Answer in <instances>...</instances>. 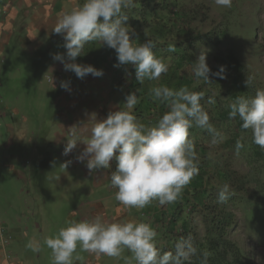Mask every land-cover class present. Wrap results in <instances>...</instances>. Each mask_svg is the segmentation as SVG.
Segmentation results:
<instances>
[{
    "label": "rangeland",
    "instance_id": "374dc122",
    "mask_svg": "<svg viewBox=\"0 0 264 264\" xmlns=\"http://www.w3.org/2000/svg\"><path fill=\"white\" fill-rule=\"evenodd\" d=\"M168 2L173 17L180 19L178 34L186 32L187 48L178 50V68L181 66L184 75L193 80V92L204 93L200 103L209 114L210 123L223 136L220 143L213 144L212 134L194 126L199 172L187 191L182 190L177 207L188 198L203 204L206 191L211 189L227 185L230 190L228 161L231 169L247 181L246 197L240 198L234 209L237 224L230 237L241 250L240 264H264V149L253 143L251 129L241 127L239 116L230 119L228 115L229 105L238 97L252 98L257 91H264V0H232L230 8L216 5L215 0ZM5 4L6 0H0V21ZM200 55L206 56L212 73L223 66L224 78L210 75L209 82L195 78L192 63ZM40 63L43 61L39 52L25 53L15 45L12 36L0 48V224L9 235L13 229L12 255L21 258L22 264H53L52 251L44 241L55 237L69 222H82L75 213L79 211L77 204L103 197L78 193L82 183L74 180L72 184V179L61 178L64 170L54 163L42 179V164L35 156L46 146L44 136L52 125L54 108L46 78L49 70L43 72L45 68ZM249 77L251 84L247 87L245 81ZM237 140L244 145L239 151L235 148ZM14 155L20 160L19 174L10 170ZM105 205L107 217L102 221L122 223L113 217L117 200ZM197 223L204 236L206 227L201 215L197 216ZM37 246L40 251L34 252L32 249ZM73 264H136V261L127 249L116 258L90 254L78 247Z\"/></svg>",
    "mask_w": 264,
    "mask_h": 264
},
{
    "label": "clouds",
    "instance_id": "9594fccd",
    "mask_svg": "<svg viewBox=\"0 0 264 264\" xmlns=\"http://www.w3.org/2000/svg\"><path fill=\"white\" fill-rule=\"evenodd\" d=\"M134 0H84V3L71 12L61 13L53 32L63 36L65 54H52L53 60L63 64L65 71L74 72L83 80L91 74L102 77L103 70L91 65L76 63L83 56L86 45L99 42L115 50L118 64L125 69L135 70L136 81L159 80L167 75L169 65L158 58L153 49L155 44L145 40L137 44L134 35L125 22L128 16L124 11L131 7ZM216 5L230 8L232 0H215ZM175 51L173 46L169 49ZM193 64L195 78L209 82L210 75L224 78L225 68L212 73L207 65L206 56L200 55ZM247 87L251 77L245 81ZM61 87L68 89L67 83ZM204 93L190 91L188 87L178 90L166 85L151 89L153 102L168 107L158 123L145 129L138 118L130 111L110 112L106 119L91 129V135L78 159L87 157L89 170L109 169L115 159L116 170L111 173L110 181L116 192V200L125 207L143 209L153 201L160 205L177 201L182 190L198 174V156L190 129L194 126L212 134V143L217 144L223 136L210 123V117L200 101ZM138 102L136 93L126 97L125 105L131 109ZM212 103L213 101H209ZM230 119L239 116L241 127L251 129L253 143L264 149V91H257L252 98L238 97L229 105ZM66 143L64 154L68 155L80 142L75 132ZM244 145L236 141L239 151ZM67 168V164H64ZM228 186L218 194V201L224 203L228 197ZM156 231L151 225L135 219L126 223H106L100 215L92 221L69 222L55 237L47 238L44 243L51 249L53 264H73L77 249L96 255L119 258L122 252L130 251L136 264H184L196 255V248L190 238L177 241L175 253L162 252L156 245ZM29 247H32L29 245ZM39 252V246L32 249ZM208 253H203L201 264H207ZM79 259V256H75Z\"/></svg>",
    "mask_w": 264,
    "mask_h": 264
},
{
    "label": "crops",
    "instance_id": "0c3cea01",
    "mask_svg": "<svg viewBox=\"0 0 264 264\" xmlns=\"http://www.w3.org/2000/svg\"><path fill=\"white\" fill-rule=\"evenodd\" d=\"M6 2L5 14L0 21V48L4 47L12 36L15 45L18 44L25 53L33 55L39 52L43 61L40 64L45 68L43 72L49 70L46 78L50 83L49 92L53 96L51 104L54 108L53 121L44 136L45 148L35 156V160L42 164V179L49 174L53 163L57 164L64 170L63 176L60 172L61 178L65 177L68 181L72 179L70 182L72 184L74 180L82 183V190L76 189L75 191L79 190L78 193L94 196L103 195L101 199L94 197L77 204L76 210L79 211L75 213L79 220L92 221L97 215H100L101 219H106L108 207L105 202L116 200L115 196L118 191L110 181V175L116 170L117 162L113 159L109 169L89 170L87 157L83 160L78 159L86 148L84 143L88 142L96 120L103 121L110 112L130 111L145 125L146 130L154 127L163 114L169 110L165 104L158 101L153 102L151 99V89L154 87L166 85L178 90L186 86L193 91V80L186 74L184 75L181 66L178 68V50L187 48L186 32L181 31L178 34L177 30L170 27L171 21H175L170 13L163 10L142 11L133 4L124 11V14L128 16L125 24L129 27V31L134 33L131 39L137 40V44L145 40L153 41L155 55L169 65L167 75H162L159 80L145 79L143 83H140L135 79L133 68L114 67L118 64L115 50L99 42H93L86 45L83 56L78 57L76 63L91 65L98 70L102 69L104 74L99 78L89 74L81 80L74 72L65 71L63 64L53 60L52 54L66 53L63 47L65 43L63 36L53 32L60 14L80 7L84 0H6ZM15 34L20 36L15 38ZM173 46L176 50L170 51L169 49ZM62 82L68 84L67 90L61 87ZM132 93H136L138 102L129 109L125 105L126 97ZM44 128L45 125L42 129ZM193 128L189 130L192 140L194 139ZM9 131L12 132L10 128ZM73 132L77 134L82 143L65 155L66 143L71 140ZM14 139L16 140V137ZM15 140L13 142H16ZM12 161L10 170L19 174L21 172L17 166L20 162L19 157L14 155ZM64 164H67V168ZM191 183L192 181L189 184ZM188 185L184 187V192L187 191V187H190ZM117 203V210L113 215L115 220L126 223L135 219L155 229L160 226L162 215H169L177 207V201L165 205L153 201L139 210L125 207L119 201ZM8 235L7 230L4 231L0 224V264H22L21 258H14L12 255L13 229L12 235Z\"/></svg>",
    "mask_w": 264,
    "mask_h": 264
},
{
    "label": "trees",
    "instance_id": "16d2710c",
    "mask_svg": "<svg viewBox=\"0 0 264 264\" xmlns=\"http://www.w3.org/2000/svg\"><path fill=\"white\" fill-rule=\"evenodd\" d=\"M166 1L136 0V3L133 4L142 11L158 12L163 10L170 13V15L172 13L171 16L174 18L172 7ZM174 6H176V1ZM174 19L175 21H171L170 27L177 30L178 20L180 19ZM182 50H186V48ZM226 169L227 182L231 186L227 193L229 198L224 203L218 201V194L222 189H211L206 191L208 193L203 204L200 205L188 198L187 201L182 202L169 215H162L160 226L157 229L154 228L157 233L155 238L156 245L162 252L175 253L177 241L190 238L196 248V255L185 261L184 264H201L203 253H208L207 264L241 263V250L231 239L230 233L237 224L234 209L240 204V198L242 200L247 194V181L243 175L231 169V164L228 161ZM198 215L204 218L206 227L204 236L199 232L197 225Z\"/></svg>",
    "mask_w": 264,
    "mask_h": 264
}]
</instances>
